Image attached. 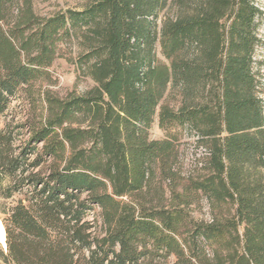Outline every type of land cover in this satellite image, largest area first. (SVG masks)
Listing matches in <instances>:
<instances>
[{"label": "trees", "instance_id": "1", "mask_svg": "<svg viewBox=\"0 0 264 264\" xmlns=\"http://www.w3.org/2000/svg\"><path fill=\"white\" fill-rule=\"evenodd\" d=\"M33 3L0 0V264H264L262 1ZM63 46L93 85L36 91Z\"/></svg>", "mask_w": 264, "mask_h": 264}, {"label": "rangeland", "instance_id": "2", "mask_svg": "<svg viewBox=\"0 0 264 264\" xmlns=\"http://www.w3.org/2000/svg\"><path fill=\"white\" fill-rule=\"evenodd\" d=\"M88 0H34L35 11L42 16L50 15L56 11L64 10L67 8L79 9ZM262 5L264 7V0ZM262 36L264 37V27L261 29ZM75 56V47H61V52L58 58L54 61L53 65L49 68L51 79L41 80L36 83V91L42 89H50L59 96L66 95L69 91H75L81 93L93 85L90 78L80 75L75 65L72 64L68 59ZM258 57H264V48L257 50ZM264 99V94H263ZM16 105L14 112V123H20L26 118L28 111L26 108L22 107L21 104H17L16 101L13 102ZM18 105V106H17ZM39 109L41 105L39 104ZM18 141L27 138L28 134L25 130H20L18 132ZM150 136L155 139H161L165 136L163 130H161L157 125V120L155 119L152 126L149 129ZM193 138L189 136H183L180 140L181 143L185 144L183 148V161L184 167H189L191 159L194 155L193 149ZM10 200L6 201L9 203ZM2 202V200H0ZM4 214L0 212V246L4 244V226L3 219Z\"/></svg>", "mask_w": 264, "mask_h": 264}]
</instances>
